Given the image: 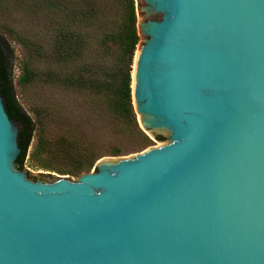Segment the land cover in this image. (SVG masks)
<instances>
[{
    "label": "water",
    "instance_id": "water-1",
    "mask_svg": "<svg viewBox=\"0 0 264 264\" xmlns=\"http://www.w3.org/2000/svg\"><path fill=\"white\" fill-rule=\"evenodd\" d=\"M132 102L162 146L31 181L0 96V264H264V0H135Z\"/></svg>",
    "mask_w": 264,
    "mask_h": 264
},
{
    "label": "trees",
    "instance_id": "trees-1",
    "mask_svg": "<svg viewBox=\"0 0 264 264\" xmlns=\"http://www.w3.org/2000/svg\"><path fill=\"white\" fill-rule=\"evenodd\" d=\"M14 13L26 20L30 39L22 43L37 63L35 71L30 62L24 64L17 83L36 81L51 95L33 111L35 120L21 107L13 84V52L0 35V96L20 128L16 167L23 170L31 141L45 125L58 131L54 151L72 162L74 175L88 172L104 157L146 149L151 141L139 127L131 89L139 44L135 0H0L2 16ZM84 124L104 136L88 135Z\"/></svg>",
    "mask_w": 264,
    "mask_h": 264
},
{
    "label": "rangeland",
    "instance_id": "rangeland-1",
    "mask_svg": "<svg viewBox=\"0 0 264 264\" xmlns=\"http://www.w3.org/2000/svg\"><path fill=\"white\" fill-rule=\"evenodd\" d=\"M27 33H29L28 25L26 23V20L19 13H14L12 17H4L0 14V35L7 40L11 51L13 52L12 67L15 95L21 107L30 115L31 118L35 120L33 111L39 108V105L42 102V99L45 98V96L50 97L51 95L49 93V90L41 88L40 84L36 81L24 86H20L17 83V80L21 74V68L24 64L30 62L29 68L34 71L37 69L36 61H34V59L32 58L30 59L28 50L22 43L24 39L29 38ZM51 94L53 93L51 92ZM82 129L85 130L90 136H94L97 138L104 136L103 133L100 132V130L91 127L88 128V126H86L85 124L82 126ZM145 135L148 136L151 143L144 150L162 146L159 142L148 135L147 132H145ZM58 136V131L51 130L48 125H45L44 129L41 131L39 130V132L32 139L22 170L24 173L30 174V176H27L31 181L52 183L59 178H64L75 182L83 174L92 173L95 171V166L101 159L98 160L88 172H82L75 175L71 174L70 171L72 170L73 166L72 162L66 159L64 155L54 151V140ZM40 140L43 142V146L39 145ZM44 142L46 143V145L44 144ZM43 165L47 166V168H42L41 166Z\"/></svg>",
    "mask_w": 264,
    "mask_h": 264
},
{
    "label": "bare ground",
    "instance_id": "bare-ground-1",
    "mask_svg": "<svg viewBox=\"0 0 264 264\" xmlns=\"http://www.w3.org/2000/svg\"><path fill=\"white\" fill-rule=\"evenodd\" d=\"M138 56V49L136 50V53H135V59L137 58ZM132 78H133V72H132ZM134 86V83H133V79H132V87Z\"/></svg>",
    "mask_w": 264,
    "mask_h": 264
}]
</instances>
